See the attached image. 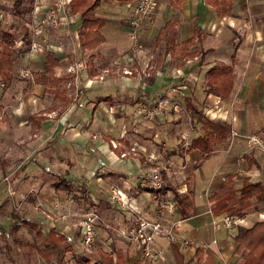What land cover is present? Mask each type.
I'll list each match as a JSON object with an SVG mask.
<instances>
[{"label": "crops", "instance_id": "1", "mask_svg": "<svg viewBox=\"0 0 264 264\" xmlns=\"http://www.w3.org/2000/svg\"><path fill=\"white\" fill-rule=\"evenodd\" d=\"M104 1L107 3L105 7L115 10L117 16L104 17L106 20L101 28L104 41L94 50L79 48L80 21L69 13L68 0L58 13L55 26L48 21L51 0H29L28 10L22 7L19 14H14L11 7L10 16L22 21V31L11 24L2 25L3 19L0 22V36L6 32L13 40L9 44L13 55L12 76L4 82L5 86L0 79V105L7 112L6 115L1 109L5 122L0 126L6 123V134L9 136L5 144L9 156L13 157V161L17 159L7 173L0 175V180L5 175L15 177L17 181L12 198L17 194L25 203L36 202L42 207V213L47 212V217L49 210L58 211L62 218L75 219L77 227L80 214L88 211L86 208H95L100 220L113 222V231L116 229V235L112 237L119 241H116L115 251L110 252L124 254L125 258L128 246L121 248L123 237L119 231L127 232L128 227L139 219L155 220V201L151 193L149 199L138 197L147 192L140 186L141 178L153 167H159L168 160V169L161 171L165 175L164 182L181 192L182 185L185 192L186 177L191 176L193 207L188 218L180 219L171 200L161 226L168 227L170 222H176L173 230L178 237L198 244L190 246L192 256L198 246L209 253L216 264H229V261L239 257L242 258L241 264L242 255L232 253V236L236 232L229 238L225 230H213L209 223L211 211L207 197L211 189L227 176H232L234 182V178L241 181L244 177L264 182V0H230V12L224 16H217L203 0H182L177 7H173V0H156L154 10L139 23V47L135 50L132 41L123 55L113 52L121 44L115 33H108V44L103 30L107 20L111 19L113 23L123 25L121 28L114 26L116 29L128 33L125 26L127 14L123 15L120 9H129L128 5L133 2L101 0L100 4ZM96 12L95 15L103 17ZM167 20L178 22L175 27L176 42L189 38L194 25L199 28L202 38H193L199 50L197 55L182 61L162 53L155 56V62L151 60L154 55L152 50L158 47L154 38ZM149 41L153 42L152 50L144 45ZM43 50L50 51L59 63L54 69V76L63 77L61 98L60 95L45 92L42 85L32 81L37 72L44 70ZM79 62L84 63L81 71L73 74L65 72L67 66H75ZM218 64L227 69L218 70L214 75L208 72ZM141 66H144L142 71L149 69L143 76L118 71L119 68L140 69ZM22 70L29 72V77L22 76ZM213 76L217 83L222 80L229 82V90L224 97L209 92L208 84ZM10 82L13 85L25 83L31 92L22 96L17 90L14 96L8 90ZM34 96L41 107L26 117V108L28 105L31 107L33 102L30 99ZM159 97L166 98L170 105L157 122L143 120L136 114L139 102L150 103ZM180 102L185 106L181 109L187 111L186 134L177 133L173 128L176 120L172 118L171 110L180 106ZM23 111L28 121L20 120ZM196 113L202 121L217 122L228 131L225 138L213 142L207 158H202L197 149L186 151L191 139L205 129ZM13 114L16 121L11 123L10 115ZM191 114L196 117L197 124L190 122L193 120ZM252 134L259 137V147L249 148L246 145L245 137ZM110 142L117 143V147L112 148ZM247 152L252 153L256 167L240 168L242 156ZM119 153L125 155L119 157ZM181 163L186 165L184 183L180 178ZM58 170L67 174L59 176ZM51 172L55 173V177L49 181ZM118 182H121L122 190L116 189L130 196L128 208L124 210L108 202L109 190L115 188ZM65 186L80 190L81 196L73 197L72 189L67 192ZM65 200L70 204L65 205ZM258 203L264 205V201L254 202L245 210V216L256 210ZM114 211L121 212V215L112 219ZM245 216L242 217L241 227L251 225L246 224ZM52 220L47 224L30 221L41 228L42 233L59 231L57 234L69 241L71 233L66 226L56 224L64 221ZM163 241L160 236L154 237V243L159 248ZM175 246L182 253L181 248ZM168 247L170 250V244ZM245 252L246 249L243 254ZM170 254L172 256L171 250ZM193 258L195 261V256Z\"/></svg>", "mask_w": 264, "mask_h": 264}, {"label": "trees", "instance_id": "2", "mask_svg": "<svg viewBox=\"0 0 264 264\" xmlns=\"http://www.w3.org/2000/svg\"><path fill=\"white\" fill-rule=\"evenodd\" d=\"M10 1L12 12L14 14L21 13V0ZM113 1L134 2L135 0ZM180 1L182 0H173V7H177V4ZM203 1L206 5L214 9V13L217 16H224L230 12V0ZM100 2L101 0H68L67 2L69 13L75 15L80 21L78 45L81 50H94L104 41L101 28L106 19L97 16L94 13L99 7ZM177 23L176 20H167L160 26L158 33L154 38V42L156 46L163 50V54H168L172 59H182V61H184L185 59L192 58L199 53L198 48L194 44L193 38L197 37L199 40L202 38V35L199 28L194 25L192 35L189 38L181 42H176L175 27ZM126 26H128L127 20ZM0 37V79L3 81L2 83H4L12 76L13 55L12 50L9 48L11 35L5 32ZM41 54L44 70L37 72L32 81L36 84L42 85L45 92L51 93L53 96L60 95L59 97L61 98L63 97V91L61 90L60 85L63 81V77L54 76V69L59 63L50 51L43 50ZM222 69L226 70L227 68L218 64L217 66L208 69V72L214 75L218 70ZM89 75H92V73ZM220 82L221 83H217L213 76L208 84V90L215 95H222L224 97L229 90V82L223 80ZM1 87L3 89V86ZM1 119H5L3 114L1 115ZM202 124L205 128L203 133L191 139L186 151L197 149L201 152L202 158H207L212 151L213 142L225 138L228 131L222 125L208 119H204ZM242 160L247 169L257 166L251 152L244 153ZM161 177L163 180L165 179V175L162 172ZM191 180V176L186 177V191L184 193L178 192L176 188L165 183L166 188L171 192L172 201L177 207V213L180 219L188 218L193 207V194L190 188ZM65 189L67 192L70 191L69 186H65ZM142 190L149 192L145 189ZM9 197L11 198L12 196ZM207 201L210 204V211L213 214H225L242 218L246 214L245 210L254 202L264 201V182L261 180H250L248 177H244L241 179L238 187H236L232 176H227L211 189ZM18 217L19 216L15 211L10 212L8 218L10 222H8L7 225L8 233H13L18 230L22 223L27 224L30 229L34 227V224L19 222L20 217ZM35 231L39 235V231ZM43 241L44 245H53L55 242H64L65 238L64 236L57 234L55 231H49ZM232 242L234 244L232 251L234 255L242 254L243 251L247 249L246 253L243 254L241 264H264V220H255L250 226L241 227L232 236ZM170 250L175 264H185L183 254L174 244H170ZM194 256L196 264H216L213 257L209 253L204 252L201 247H195ZM82 261L84 264H124V258L120 253L118 254L117 252L113 254L110 251L100 249H96L91 256L83 257ZM59 262L61 263V260ZM143 264L151 263L150 261H144Z\"/></svg>", "mask_w": 264, "mask_h": 264}, {"label": "rangeland", "instance_id": "3", "mask_svg": "<svg viewBox=\"0 0 264 264\" xmlns=\"http://www.w3.org/2000/svg\"><path fill=\"white\" fill-rule=\"evenodd\" d=\"M28 1L29 0H21V3H20L21 8L23 7L26 10H28V4H29ZM106 4H107L106 1H104V3H102V5L100 4L101 5L100 8L98 10L96 9L97 12L96 11L95 12L98 14L101 13V15L103 17H109V18L116 17L117 14L115 13V10H112V8H110V7H105ZM11 7H12V5H11L10 0L0 1V8L2 9V11L4 13L3 14V16H4L3 21L1 22V24L2 25L3 24H11L14 27H16L17 30L19 29V31H22V29L20 28V23L22 24V21H19L18 18H14V17L12 19L10 16L11 15ZM128 7H129V9L127 7H124V8L121 7V9H120L121 12H124L123 15L127 14V17L129 15L131 4H129ZM127 10H128V13H127ZM112 11H114V13ZM114 26H119V28H121V26H123V25H121L117 22L113 23L111 19L109 21L107 20V23H106V26L104 27L103 32L107 38V43L109 42L108 41V33L109 32H111L112 34L115 33L114 35L117 38V41L121 44L118 48L113 49V52L116 54L118 53L119 55H123V52L125 50H127L129 47H131L132 40L129 38L127 31L118 30ZM180 36L181 35L179 33V38H180ZM10 41L12 43L13 40L10 39ZM144 45L152 50L153 42L149 41L148 44L145 43ZM152 51L154 52V55H153V58L151 60L152 61L154 60V62H155V58H156L155 56L156 55L161 56L163 51L160 47H157V48L153 49ZM145 55L147 57V53ZM143 67L141 66L140 69H138L136 67L127 68V69L123 68L121 70L119 68L118 71H121L122 73L129 72L130 74H133V75L139 73L141 76H143V75H145V72L147 70H149V69H144L143 70L144 72H143L142 71ZM79 70H80V68H78L76 65L73 66L71 64V65L66 67L65 72L67 74H73V73L79 72ZM106 72H108V71L106 70ZM24 81H26V83H27V80H24ZM5 84L6 83H4V86H5ZM14 85H13V82L12 83L10 82L9 86H8V90L13 92L14 96L16 95L17 90L19 93H21L22 96H24L25 93H26V95H28L31 92V89L25 83H22V84L16 83ZM34 94H36V92H34ZM35 98L36 97L34 96L30 99V102H33V103L31 104V107H30V105H28V108H26V111H25L26 117L28 116L29 113H36L34 111H36V109L38 107H41V105L39 104V101ZM159 98H163V97H159ZM25 103L27 104V101H25ZM180 103H181L180 106L175 107L176 109L174 111L171 110L172 118H175V120H176L174 123L175 125H173V128L175 129V132H177V133L180 132V134H182V133L186 134L187 133V111L184 112V110H182L185 106L183 105L182 102H180ZM1 109L3 111H5V108L3 105H0V111H2ZM4 113L7 115L6 111ZM194 113H192V114H194ZM25 114H24V111H23V115L21 114L20 120L23 122L26 121V119H27V118L25 119ZM192 114H191L190 118H192L193 120H191L190 122L192 123L195 121V124H197L196 117L192 116ZM1 115H2V112H0V123H3V122H5V119L2 120ZM196 115H197L198 121L202 122L201 118L198 117V113H196ZM141 119H143V118H141ZM14 120L16 121L15 114L10 115V122L12 123V122H14ZM33 120H35V119H33ZM27 121H28V119H27ZM33 124L34 123L32 122V126H34ZM0 130H1V133H0V168H1V174L0 175H3V174L8 172V170L11 168V166L13 165V163L17 159L13 161V157L9 156L10 152L8 151V148L6 147V144H5L6 141L8 140V136H9L6 134V132H7L6 123L3 124L2 127L0 126ZM239 166H240V168L245 167L243 162L239 163ZM237 169H239V168H237ZM57 172H58L59 176L67 174L66 171H61V170H58ZM54 174L55 173H52V172L49 173L48 180L54 179V177H55ZM234 179H235V182H234L235 186L238 187V185L240 183V178H234ZM182 182L184 183V180ZM121 185H122L121 182H118V184L114 187L118 188L119 190L120 189L122 190ZM110 187L111 186H109L108 189H110ZM70 188L72 189L71 192H72L73 197L78 198L79 196H81L80 190H78V189L76 190L75 187H70ZM104 188H105V186H103V189ZM181 188H182V192H184L182 185H181ZM105 189H107V188H105ZM178 192L181 193V191H179V190H178ZM104 193H106L105 190H104ZM138 197L149 199L150 193L145 192V193H143V195H139ZM19 198L20 197L17 194L14 195V198H12V197L9 198V196L6 194L5 188L3 187V182L0 180V264H84L82 261V258L85 256H91V254L96 249L113 252V251H115V248H117L116 241H119V240L112 237L113 234L116 235V232H115L116 229L113 231V228H114L113 222H104V221L102 222L100 220V216L96 213L95 208H92V207L86 208V210H88L86 212L92 211L98 215L99 222H96V224H95V233H94L93 243L89 247H87V246L85 247L80 242V234L78 231V227L76 226V224L74 222L75 219L62 218L61 213H59L58 211H50V210H49V212H50L49 217H47V216H45V214H47V212L43 211V213H42V210H41L42 207L39 206L38 204H36V202L28 201L25 203L24 201H22ZM70 198H72V197H70ZM65 202H66L65 205L70 204L68 200H65ZM12 211L13 212L15 211L18 214V216L20 217V218L18 217L19 222H26V223L30 222L31 223L30 220H33V222H36L39 224L40 223L47 224L48 222H51L50 221L51 219H53L52 222H54L55 219L63 220L64 222H59V223L57 222L56 224L57 225L64 224L66 226V228L71 233V235L69 237V241L60 242V243L55 242V243H53V245L52 244L44 245L43 240H44L45 235L47 233L46 232L42 233L40 231L41 228L37 227L34 223H31V224H34V227H32V229L28 228L27 224L22 223V225L20 226V228L18 230L14 231L13 233H8L7 232V225H8V222H10V220L8 218H9L10 212H12ZM125 211H128V210H125ZM84 213L85 212L81 213L80 216L83 215ZM112 214H113V216H112V219H113L117 216H120L121 212L114 211ZM221 215H223V214L211 213V216L209 218V223L211 224V226H212V221H218L219 216H221ZM80 216H79V218H80ZM245 217L247 219L246 224H250V223L254 222L255 220H264V205L262 203H260V204L258 203L256 210H254V211L251 210V212H249V214H247ZM111 224H113V225H111ZM105 225L107 227H105ZM59 228H61V226ZM212 228H213V226H212ZM240 228H241L240 225L234 226L231 229L227 230L226 233L228 234V236L230 238L231 235L234 234L235 232H237ZM52 229H54V228H52ZM35 230L39 231V235L36 233ZM213 230H217V229L213 228ZM119 232L123 237L122 238L123 244H122L121 248H124V246H128V249H127L128 252H127V254L125 253L126 256L124 258V264H143L144 261L145 262L150 261L151 264H173V258L170 254V250L168 247L169 244H175L181 248V251H182L184 259H185V264H195L194 263L195 261L193 258L194 256H192V253H190V252H191V247L196 246L198 244L194 245L191 242V240H189L188 238L186 239V238L178 237L179 235L177 234L176 230L172 229V231H171L172 236H174V238L176 240L174 242H169L168 241L169 239H167L166 236H163V235L160 236L161 238L164 239L160 248L157 246L156 243H154V238H153V241L149 245L150 251L152 252V256H149V257L148 256L144 257L136 249V247L133 245V243L127 239V232L126 231H119ZM57 233H59V231H57ZM109 238H112V239L109 240ZM212 242H214V241H212ZM246 251H247V249H246ZM239 255H242V257H243V253L239 254ZM123 256H124V254H123ZM241 259H240V257L236 258V260L233 259L232 262L229 261V264H239ZM60 260H61V263L59 262ZM227 263L228 262H226L225 264H227Z\"/></svg>", "mask_w": 264, "mask_h": 264}, {"label": "built area", "instance_id": "4", "mask_svg": "<svg viewBox=\"0 0 264 264\" xmlns=\"http://www.w3.org/2000/svg\"><path fill=\"white\" fill-rule=\"evenodd\" d=\"M66 0H51L50 7L48 9V21L50 25L55 26L57 24L58 13L63 10ZM156 0H135L130 7V14L127 17L128 34L133 41L135 50L139 47L138 43V29L139 23L144 20L156 7ZM3 19V12L0 10V22ZM78 68H84V63L79 62L76 64ZM22 76L29 77V72L22 70ZM129 73V72H127ZM170 102L166 98H159L150 103L145 101L139 102L136 106V114L146 121L157 122L159 116H161L165 109L168 108ZM245 143L249 148H256L260 145V139L257 135H248L245 137ZM112 148L117 147V143L110 142ZM125 153H119V157H123ZM170 162L168 160L162 162L159 167H153L147 174L142 176L140 186L148 190L152 198L155 201V220L149 221L146 219L137 220L134 225L128 227L127 239L133 243L136 249L144 256H152L149 245L153 241L155 236H166L169 242L176 241L172 236V229L176 228V222H170L168 227H162L161 221L164 216V212L172 200L170 190L166 188V184L161 177V171H166ZM182 173L180 174L181 179H185V163L179 165ZM4 184L5 191L8 196L14 194V184L16 178L10 175H5L1 178ZM130 200L129 195H123L116 188H111L108 193V202L110 205L117 209H127L128 201ZM99 221V217L95 212H85L78 219V229L80 234V242L83 246L89 247L94 241L95 224ZM243 218L235 217L231 215H221L218 221H212L214 229L229 230L234 226L242 224ZM105 227H107L105 225ZM180 241V240H179Z\"/></svg>", "mask_w": 264, "mask_h": 264}]
</instances>
